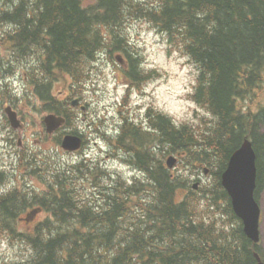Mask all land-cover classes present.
Wrapping results in <instances>:
<instances>
[{"label":"trees","instance_id":"1","mask_svg":"<svg viewBox=\"0 0 264 264\" xmlns=\"http://www.w3.org/2000/svg\"><path fill=\"white\" fill-rule=\"evenodd\" d=\"M142 22L195 64L190 97L208 117L178 122L149 108L145 119L106 128L112 131L107 139L114 155L134 166L132 175L85 162L55 168L42 180L43 192L0 193V240L26 250L0 264H256L258 255L264 259L262 240L255 243L246 234L221 182L232 153L250 138L257 152L259 200L264 0H0V54L8 51L9 65L28 62L27 71L36 63L30 72L35 94L48 111L67 118L72 132L84 133L77 129L79 113L52 92L58 74L66 72L82 85L91 65L120 56L127 78L140 86L153 74L125 29ZM11 87L5 84L0 91L17 97ZM25 150L20 149L21 161L34 162L36 156ZM171 155L179 157L173 168L166 162ZM204 165L214 166L213 180L195 190L193 172ZM82 174L95 177L103 201L88 197L94 187L85 192Z\"/></svg>","mask_w":264,"mask_h":264},{"label":"rangeland","instance_id":"2","mask_svg":"<svg viewBox=\"0 0 264 264\" xmlns=\"http://www.w3.org/2000/svg\"><path fill=\"white\" fill-rule=\"evenodd\" d=\"M125 31L139 46L147 72L153 74L143 84L140 86L133 84L127 78L128 75L125 74L118 61L113 62L109 56H104L103 62L89 67L88 78L82 85L75 82L66 72H60L52 88L53 94L63 100L75 92L74 98L80 97L82 104L86 108L89 106L86 111H83L80 105L76 108L72 105L73 109L77 110L76 113L80 115L77 117L78 125L75 123L74 126L77 125L78 129L83 127L84 132L90 136L91 148L89 149L96 160H108L111 156L109 142L107 146L105 140L99 141V136L104 133L106 128L121 122L119 103L127 94L131 96V99L126 102L127 115L131 117L139 118L140 114L145 117L148 108H158L173 116L178 122L197 121L202 117H208L206 109L199 106L190 97L198 73L195 64L179 51L170 49L166 38L145 22L135 23L131 27H127ZM1 55L4 58L0 57L2 61L0 62V89L5 84H11L15 91V87L18 86L20 95L9 97V94L4 93L3 90L0 91V188L4 189L8 185H11V188L15 186L28 187L34 184L44 188L42 180L49 177L51 175L49 173L55 168L66 169L71 166L68 161L78 162L86 157L80 151L76 153L78 156L69 154L56 141L60 134L50 135L47 132L44 118L50 113L46 111L44 99L35 94V85L30 82V74L36 63H30L33 65L27 71L28 62L21 66L9 65L6 60L8 51L3 49ZM5 66L9 67L5 68ZM126 82H131L129 92L125 86ZM32 93L33 99H30L28 94ZM259 93L258 100L264 102V90ZM9 103L14 107L21 120L20 126L17 128L11 125L8 115L5 114V107ZM70 129L71 125L61 127L59 132ZM19 147L23 150L26 149V152L30 150L31 154L33 152L38 155L37 163L28 160L21 161L18 155ZM44 150L49 151L53 157L44 154ZM116 160L107 162L112 171L119 170L129 175L132 174V169L124 165L127 164L125 161L119 157H116ZM6 167L7 169H5ZM213 168L214 166H211V169ZM213 177L210 172L204 174L203 170L196 169L193 172L190 185H194L195 181L200 180L198 186H206L211 183ZM193 189L199 188L193 187ZM84 190L89 193L88 189L84 188ZM185 191L187 192V190ZM260 203L263 210L261 231L264 245V178ZM23 248L25 247L21 244L0 240V259L16 257L26 251Z\"/></svg>","mask_w":264,"mask_h":264},{"label":"water","instance_id":"3","mask_svg":"<svg viewBox=\"0 0 264 264\" xmlns=\"http://www.w3.org/2000/svg\"><path fill=\"white\" fill-rule=\"evenodd\" d=\"M77 103L76 101L74 102ZM12 124L18 127L16 113L11 107L6 108ZM48 131H55L65 122V118L50 114L45 118ZM81 138L77 135L69 134L63 140V146L69 150H75L81 146ZM176 162L174 157H170L168 164L172 166ZM207 172V170H205ZM257 154L251 140L246 139L243 144L236 149L230 157L227 168L222 173V184L228 191L235 213L241 218L246 234L255 242L260 240V218L261 207L255 197L257 187ZM198 184L196 183L195 187ZM257 264H264L259 258Z\"/></svg>","mask_w":264,"mask_h":264},{"label":"clouds","instance_id":"4","mask_svg":"<svg viewBox=\"0 0 264 264\" xmlns=\"http://www.w3.org/2000/svg\"><path fill=\"white\" fill-rule=\"evenodd\" d=\"M7 27L12 28V25H8ZM15 94L20 95V88L18 86L15 87ZM10 188H11V185H8L6 188L0 189V192H7L8 190H10Z\"/></svg>","mask_w":264,"mask_h":264},{"label":"flooded vegetation","instance_id":"5","mask_svg":"<svg viewBox=\"0 0 264 264\" xmlns=\"http://www.w3.org/2000/svg\"><path fill=\"white\" fill-rule=\"evenodd\" d=\"M88 141H89V139H88ZM99 197H100V196H99ZM100 200H101V201H103V200H104V198L100 197Z\"/></svg>","mask_w":264,"mask_h":264},{"label":"bare ground","instance_id":"6","mask_svg":"<svg viewBox=\"0 0 264 264\" xmlns=\"http://www.w3.org/2000/svg\"><path fill=\"white\" fill-rule=\"evenodd\" d=\"M34 66V65H33ZM90 118V117H89ZM103 188V187H102Z\"/></svg>","mask_w":264,"mask_h":264}]
</instances>
